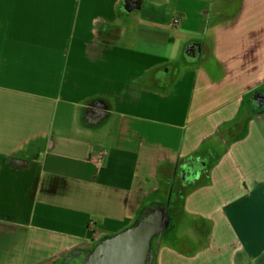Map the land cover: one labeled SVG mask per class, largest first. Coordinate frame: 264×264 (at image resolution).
<instances>
[{"label": "crops", "instance_id": "1", "mask_svg": "<svg viewBox=\"0 0 264 264\" xmlns=\"http://www.w3.org/2000/svg\"><path fill=\"white\" fill-rule=\"evenodd\" d=\"M171 1L0 0V264H40L120 229L161 168L208 143L221 156L186 207L210 221V238L166 264H250L264 250L246 234H260L254 210L264 215V108L247 104L264 90V0H242L215 29L141 25ZM189 29L206 39L197 61L182 55L198 48ZM96 98L109 115L90 126L82 111Z\"/></svg>", "mask_w": 264, "mask_h": 264}, {"label": "flooded vegetation", "instance_id": "2", "mask_svg": "<svg viewBox=\"0 0 264 264\" xmlns=\"http://www.w3.org/2000/svg\"><path fill=\"white\" fill-rule=\"evenodd\" d=\"M201 40L203 41L204 39L198 38L196 41L199 42ZM204 42L206 44V39ZM193 47L197 53V45L195 44ZM253 92L252 90L247 97V104H249V107L253 110L263 109L264 104L256 107L253 103V99L258 95H262L264 90L258 88L255 94H253ZM220 156L221 149L216 143L204 144V146L198 147L188 154H178L173 162H170V173L164 177L162 173L163 168H161V172H159L162 174L159 172L157 173L158 175L156 174L155 186L139 194L140 196L138 197L137 205L131 220L134 218L143 201L152 195L159 194L164 197L169 194L174 195L177 203L175 209L177 228L175 233L161 239L160 242L155 240V247L158 248L156 264H166L165 261L171 254H176L185 258H191L196 255L202 237L200 231L202 227L208 225L210 221L203 218L200 214L189 212L186 207V200L195 189L200 187L202 183L210 177L212 169L219 161ZM191 228L194 231H191ZM116 230L117 229H106L95 233L93 232L94 234L90 235L86 240L61 250L55 256L40 264H94L96 245L103 237ZM250 262V264H264V250L259 252ZM243 264H247L246 259Z\"/></svg>", "mask_w": 264, "mask_h": 264}, {"label": "water", "instance_id": "3", "mask_svg": "<svg viewBox=\"0 0 264 264\" xmlns=\"http://www.w3.org/2000/svg\"><path fill=\"white\" fill-rule=\"evenodd\" d=\"M201 45L199 42L196 53L192 43H188L184 48L185 59L199 60ZM253 103L256 107L264 104V93L254 97ZM108 115L109 105L100 98L89 101L82 111L83 122L90 126L100 124ZM175 200L170 194L147 197L128 224L106 235L96 245L94 264H156L158 248L155 240L160 242L174 234L177 228Z\"/></svg>", "mask_w": 264, "mask_h": 264}, {"label": "rangeland", "instance_id": "4", "mask_svg": "<svg viewBox=\"0 0 264 264\" xmlns=\"http://www.w3.org/2000/svg\"><path fill=\"white\" fill-rule=\"evenodd\" d=\"M214 0V2L211 1L209 3V7L207 9V12L210 13V17L208 19V15L207 17H204V15H202L201 13V0H198V4H194L191 1H186V0H181V2H174L171 1L169 3V5H165V6H154L153 11L151 10V12L149 13L152 18L151 21L149 22V20H146L145 22H142L141 25H154L153 22L157 23L158 25L161 26H167L169 28L172 29V31L175 34H182L183 33V29H181L180 31V27L183 25L188 26L189 28H191L192 30L195 29V27L199 26L202 21H204V27L206 25V23L210 20V28L211 29H215L217 27H221L224 24L228 23V21H230V17H233L235 15V13L240 9V7L243 4L242 0ZM231 2V3H230ZM230 3V4H229ZM157 7V8H156ZM182 10H184L185 12H183ZM219 13H221V17L219 16ZM225 16H223V15ZM175 16L180 17L181 21L178 24H173L172 20ZM204 17V20H202ZM191 29H189V38H191L190 40H195L198 38H202V34L197 33L195 31H192ZM180 31V32H179ZM200 34V35H199ZM164 35L161 34H157L156 38L162 37ZM165 37V36H164ZM179 43V39L175 40V45L173 47L172 53L174 55H177L179 52V46L177 45ZM159 46V47H158ZM155 50L157 51H165L166 49H162L163 47L159 44H156ZM158 47V48H157ZM184 54V48H183V53ZM184 57V56H183ZM110 125H112V123H108V121L102 123L101 125H99V129L100 128H107V129H111L112 127H110ZM178 147L181 148L182 147V142L180 141L178 144ZM254 214V225L259 224L261 226L260 229V234L257 233L254 229L246 232V234L249 235H254V240L251 242V244L253 246H257L258 245V238L260 239V237H264V215H260V212L257 210H254L253 212ZM211 229H212V225L211 223H209L208 225H204L202 227V230L200 231L202 233V237L201 239H209L210 235H211ZM191 231H194L191 228ZM196 231V230H195ZM256 239V240H255ZM239 258L243 261L244 258H242V255H239Z\"/></svg>", "mask_w": 264, "mask_h": 264}, {"label": "built area", "instance_id": "5", "mask_svg": "<svg viewBox=\"0 0 264 264\" xmlns=\"http://www.w3.org/2000/svg\"><path fill=\"white\" fill-rule=\"evenodd\" d=\"M177 20L178 19H176V21ZM103 156H104L103 152H99L98 154H96V155L93 156V160L99 162V161H101L103 159Z\"/></svg>", "mask_w": 264, "mask_h": 264}, {"label": "trees", "instance_id": "6", "mask_svg": "<svg viewBox=\"0 0 264 264\" xmlns=\"http://www.w3.org/2000/svg\"><path fill=\"white\" fill-rule=\"evenodd\" d=\"M243 3H244V1H243ZM248 96H249V95H248ZM248 96H247V97H248Z\"/></svg>", "mask_w": 264, "mask_h": 264}]
</instances>
